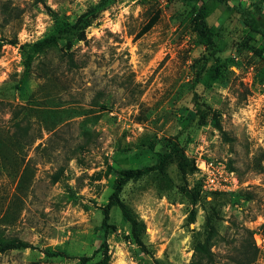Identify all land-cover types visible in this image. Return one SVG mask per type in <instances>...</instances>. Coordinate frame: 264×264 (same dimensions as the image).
Listing matches in <instances>:
<instances>
[{
    "label": "rangeland",
    "instance_id": "1",
    "mask_svg": "<svg viewBox=\"0 0 264 264\" xmlns=\"http://www.w3.org/2000/svg\"><path fill=\"white\" fill-rule=\"evenodd\" d=\"M99 1L0 0V132L28 105L38 136L18 158L0 148V229L32 246L0 253V264H190L199 244L209 264H264L253 242L264 216V38L226 5L200 0H119L85 41L59 32ZM230 5L264 14V0ZM165 153L161 171L119 193L143 246L118 206L106 233L120 172ZM20 159L30 164L22 179ZM202 160L233 171L234 191L203 192Z\"/></svg>",
    "mask_w": 264,
    "mask_h": 264
},
{
    "label": "trees",
    "instance_id": "2",
    "mask_svg": "<svg viewBox=\"0 0 264 264\" xmlns=\"http://www.w3.org/2000/svg\"><path fill=\"white\" fill-rule=\"evenodd\" d=\"M203 1H210V2H216L219 5H226L228 10L235 11L247 24V26L255 33H258L264 38V14L263 11H259V15L262 16V19L259 20L257 15L258 13H254L252 11H247L239 6H231L230 0H200ZM119 0H100L99 3L96 5H93L88 8V10L83 13L79 18L76 19V21L70 25L65 24L62 25L59 32L65 33L74 36L79 41H85L86 40V29L91 26V24L96 21L100 15L101 12L104 10H107L109 7L115 5L118 3ZM196 20L198 22V25L200 27V31L205 34L208 33L210 30L207 26L206 20L204 18V8H201L196 16ZM160 19V12L157 11L150 19L149 21L140 29V31L136 35V39H141L143 36H145L147 33H149L153 27L157 24V22ZM68 68L70 70L75 69L78 67V64L75 62L73 55L68 54ZM34 112V109L31 108L28 105L22 106V107H14L12 109V122L13 126L9 132H7L6 136H2L0 132V148H4V146H8L7 148H10L14 151L15 158H18V152L22 151L25 147L30 146L31 143H33L38 137L36 136L35 132V121H31L30 115L36 116L35 114H31ZM195 116L192 115L190 117V124L194 122ZM38 121V120H36ZM48 128V127H47ZM49 129V128H48ZM12 131V132H11ZM38 133V131H37ZM180 133L176 135V139H178ZM35 139V140H34ZM168 157V153L160 154L158 159L153 165L145 166L137 169H130V170H123L120 172V178L116 182V189L115 192L112 194L110 198L109 204L106 206L104 210V219L102 223V229L108 233L110 230H116V226L112 225L110 223V211L113 207L118 206L121 210L122 216L124 220L129 223L132 227V234L135 237L136 241L143 246V243L140 240L139 231H140V223L138 220L134 217L132 211L130 208L121 201L119 193L121 192V189L125 183L128 181L139 178L148 174H152L155 172L161 171L163 168L166 159ZM23 166V173L21 176V179L29 173L30 164L25 163L23 159H20ZM20 166L21 164H17ZM21 166V167H22ZM63 173V170L61 169L58 173H56L53 176V183H57L61 179V175ZM221 193H216L214 195H218ZM9 210L4 213V216L2 217L3 223L5 225L8 224L9 217ZM12 218V217H11ZM14 220V218H13ZM32 248V246L19 238L15 237H8L5 235L4 230L0 229V253H7L10 251L15 250H23V249H29ZM213 262V255L211 254V251L206 244H199L196 249L193 256V260L190 264H209Z\"/></svg>",
    "mask_w": 264,
    "mask_h": 264
},
{
    "label": "built area",
    "instance_id": "3",
    "mask_svg": "<svg viewBox=\"0 0 264 264\" xmlns=\"http://www.w3.org/2000/svg\"><path fill=\"white\" fill-rule=\"evenodd\" d=\"M199 169L202 172L201 189L209 194L231 193L237 186L238 179L233 171L224 164L215 161L202 160ZM253 242L255 248L264 257V216L253 229Z\"/></svg>",
    "mask_w": 264,
    "mask_h": 264
}]
</instances>
